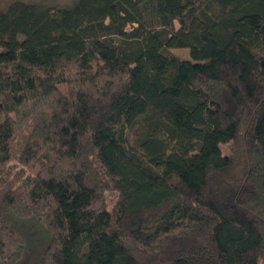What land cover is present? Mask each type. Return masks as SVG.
<instances>
[{"label": "trees", "instance_id": "trees-1", "mask_svg": "<svg viewBox=\"0 0 264 264\" xmlns=\"http://www.w3.org/2000/svg\"><path fill=\"white\" fill-rule=\"evenodd\" d=\"M0 264H264V0L0 9Z\"/></svg>", "mask_w": 264, "mask_h": 264}, {"label": "rangeland", "instance_id": "rangeland-1", "mask_svg": "<svg viewBox=\"0 0 264 264\" xmlns=\"http://www.w3.org/2000/svg\"><path fill=\"white\" fill-rule=\"evenodd\" d=\"M14 0H0V9H6L8 4L11 3ZM28 2H45V3H51V4H56V5H65L71 2L72 0H24ZM178 24L176 23V26ZM173 52L180 58L182 59H189V50L186 48H174L172 49ZM227 149V146H223V150L225 151ZM106 195V202H107V207L109 210H111L114 206V204L118 200V192L116 190H108L105 193Z\"/></svg>", "mask_w": 264, "mask_h": 264}]
</instances>
